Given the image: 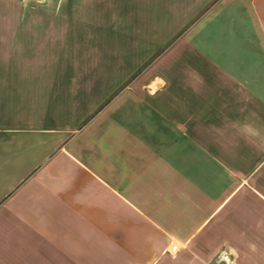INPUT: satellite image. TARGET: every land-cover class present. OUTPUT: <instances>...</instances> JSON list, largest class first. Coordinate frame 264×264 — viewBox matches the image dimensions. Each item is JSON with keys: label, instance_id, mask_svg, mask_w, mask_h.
Segmentation results:
<instances>
[{"label": "crops", "instance_id": "1", "mask_svg": "<svg viewBox=\"0 0 264 264\" xmlns=\"http://www.w3.org/2000/svg\"><path fill=\"white\" fill-rule=\"evenodd\" d=\"M12 2L0 0V256L207 264L219 221L261 230L264 168L238 171L257 140L226 112L263 109L264 0Z\"/></svg>", "mask_w": 264, "mask_h": 264}, {"label": "rangeland", "instance_id": "2", "mask_svg": "<svg viewBox=\"0 0 264 264\" xmlns=\"http://www.w3.org/2000/svg\"><path fill=\"white\" fill-rule=\"evenodd\" d=\"M12 3V0H7V6H12ZM7 17V19H9L10 16ZM150 66H152V64H149L148 67ZM258 98H261L262 110L226 112L230 118L236 117L238 114L245 115V125L241 127L239 131L241 132L243 129L248 137L250 136L253 140H257L256 143L253 142L252 144L247 142L246 146L249 148L247 151H250V148L252 151L254 149L255 154L251 156L247 153L245 163L238 170L240 174L250 173L255 165H260L264 168V94L260 97L256 96L255 99ZM247 140L249 139L247 138ZM259 149L261 152L260 157L258 155ZM233 160L234 159H232L231 162ZM234 167L237 168L238 165ZM261 182L264 183V169L261 175ZM240 219L241 218H224L222 221L218 222V225L215 224V227H219L214 231L216 237L214 243L222 244L219 245L220 247L218 249L215 248V253L207 264H264V218H262L261 230L258 228L257 224L254 230L253 224L252 222L249 224L248 218L244 222ZM239 236L242 237L239 238ZM250 242L251 244H247ZM173 244L178 243L175 242ZM46 256L44 261H40L39 256L37 258L36 255H31L27 256V261L22 260L21 262L13 256H0V264H31L30 261L34 260L38 261V264H48L46 262ZM48 256V261L50 263L52 262V258L60 260V256L58 257L52 254ZM201 257L203 256L189 258V260H185L184 258L180 260L162 259L161 262L157 264H203L201 262ZM127 260H130V257L125 255H117L113 258H111V256H102V261L99 264H128ZM74 261V259H70V264H76ZM89 264L95 263L91 262Z\"/></svg>", "mask_w": 264, "mask_h": 264}, {"label": "built area", "instance_id": "3", "mask_svg": "<svg viewBox=\"0 0 264 264\" xmlns=\"http://www.w3.org/2000/svg\"><path fill=\"white\" fill-rule=\"evenodd\" d=\"M180 250H181V248L177 244H173L170 247V253H172V254H175V253L179 252Z\"/></svg>", "mask_w": 264, "mask_h": 264}, {"label": "bare ground", "instance_id": "4", "mask_svg": "<svg viewBox=\"0 0 264 264\" xmlns=\"http://www.w3.org/2000/svg\"><path fill=\"white\" fill-rule=\"evenodd\" d=\"M178 245V244H177ZM179 246V245H178Z\"/></svg>", "mask_w": 264, "mask_h": 264}]
</instances>
